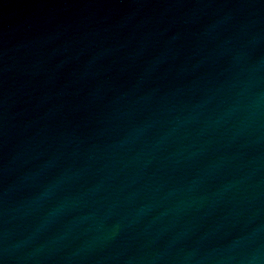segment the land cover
Masks as SVG:
<instances>
[{
    "label": "water",
    "instance_id": "1",
    "mask_svg": "<svg viewBox=\"0 0 264 264\" xmlns=\"http://www.w3.org/2000/svg\"><path fill=\"white\" fill-rule=\"evenodd\" d=\"M0 264H264V0H0Z\"/></svg>",
    "mask_w": 264,
    "mask_h": 264
}]
</instances>
